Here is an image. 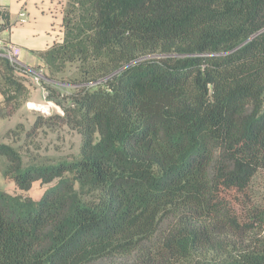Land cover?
I'll use <instances>...</instances> for the list:
<instances>
[{
  "label": "trees",
  "instance_id": "1",
  "mask_svg": "<svg viewBox=\"0 0 264 264\" xmlns=\"http://www.w3.org/2000/svg\"><path fill=\"white\" fill-rule=\"evenodd\" d=\"M61 27L33 53L71 93L43 84L61 115L25 136L66 126L78 155L25 164L0 144L17 190L47 186L0 189V264H264V192L244 221L225 197L264 173V0H65ZM20 71L0 58L18 102L0 119Z\"/></svg>",
  "mask_w": 264,
  "mask_h": 264
},
{
  "label": "rangeland",
  "instance_id": "2",
  "mask_svg": "<svg viewBox=\"0 0 264 264\" xmlns=\"http://www.w3.org/2000/svg\"><path fill=\"white\" fill-rule=\"evenodd\" d=\"M26 17V15H25ZM5 37V36H4ZM2 37L3 43L9 42L8 39ZM25 52H20L23 55ZM31 72L28 74L16 73L15 77L25 85L28 90L26 98L20 101V105L13 114L4 119H0V144H6L13 148L20 147L23 162L32 164H55L60 161H70L78 155L80 138L76 132L70 130L66 126L54 125L48 127L45 125L35 137H26V132L30 131L35 117L40 116L49 118L53 115H61L60 108L53 102L47 101L48 92L43 88V84H49L54 87L60 96L71 93V86L63 83H51L45 79V71H39L38 66L28 67ZM74 72L70 70L63 77L67 79ZM1 79V72H0ZM1 79V83H2ZM1 89V84H0ZM18 103V102H17ZM17 103L10 104L6 107L2 102L0 94V111L6 114L14 109ZM7 163L4 159L0 161V189L11 195H19L22 198H29L37 201L44 189L45 185L36 182L32 185L28 192L17 190L13 182L5 177L4 171ZM264 192V173L259 172L252 180L248 189L247 197L241 196L235 191L225 193L226 199L232 205L234 213L241 221L246 220L248 215V205L258 203L261 195Z\"/></svg>",
  "mask_w": 264,
  "mask_h": 264
},
{
  "label": "crops",
  "instance_id": "3",
  "mask_svg": "<svg viewBox=\"0 0 264 264\" xmlns=\"http://www.w3.org/2000/svg\"><path fill=\"white\" fill-rule=\"evenodd\" d=\"M64 2L65 0H0V7L9 16V27L1 35L19 47L20 52H25L20 58L22 66H38L39 71H43V64L33 52L45 49L61 36ZM20 12L26 15L23 23L16 21Z\"/></svg>",
  "mask_w": 264,
  "mask_h": 264
},
{
  "label": "built area",
  "instance_id": "4",
  "mask_svg": "<svg viewBox=\"0 0 264 264\" xmlns=\"http://www.w3.org/2000/svg\"><path fill=\"white\" fill-rule=\"evenodd\" d=\"M4 9L0 7V12H3ZM20 23H23L25 21V13L20 12L17 15V20ZM2 20H0V25L2 24ZM0 58H4L8 60L12 65L17 66L21 68L23 71L19 73L28 74L31 72V70L28 67L22 66L20 64V48L13 45L10 42L3 43L0 39Z\"/></svg>",
  "mask_w": 264,
  "mask_h": 264
}]
</instances>
